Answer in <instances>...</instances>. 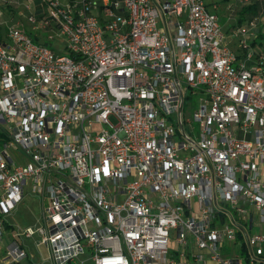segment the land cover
Returning <instances> with one entry per match:
<instances>
[{
  "label": "built area",
  "instance_id": "built-area-1",
  "mask_svg": "<svg viewBox=\"0 0 264 264\" xmlns=\"http://www.w3.org/2000/svg\"><path fill=\"white\" fill-rule=\"evenodd\" d=\"M206 1L0 0V243L29 185L51 264H264V22Z\"/></svg>",
  "mask_w": 264,
  "mask_h": 264
},
{
  "label": "rangeland",
  "instance_id": "rangeland-1",
  "mask_svg": "<svg viewBox=\"0 0 264 264\" xmlns=\"http://www.w3.org/2000/svg\"><path fill=\"white\" fill-rule=\"evenodd\" d=\"M216 2H220L224 4L225 6L233 5L235 0H216ZM207 3V2H206ZM0 10L3 12V15L0 17V36L4 35L6 29L8 27H11L15 25L18 18L15 16V18L10 15V12H7L3 7L0 5ZM239 13L237 11L231 13V16H229V23L232 25L231 28L235 25L234 19H238ZM21 20V19H20ZM238 21V20H237ZM227 27L223 29L222 27V33L223 35H226L227 42H229V35L226 34ZM253 38H250L248 40L249 44L253 42ZM235 43V42H234ZM229 44V43H228ZM262 47H264V42H261ZM258 48V44L255 47ZM57 52L66 55L65 51L62 48H58ZM200 98L201 96L197 95L193 97L189 103L188 101L185 103L183 108V117L185 120H192V114L196 108L199 107L200 104ZM195 135L198 133V124L192 123ZM29 185L26 186L25 195L22 200V203L19 204L14 211L11 213L10 216L7 217V221L9 224H12L15 227V230H23L28 227H32L33 229L39 227L41 223L39 222L40 218V208H39V198L31 193L28 189ZM40 235L36 234L34 238L32 239H25L24 237L16 238V241L19 244H23L26 251L30 252L34 255L36 261L40 264H48V262L44 259L47 256V249L43 245L36 246L35 240H39ZM172 247V244L170 245V248ZM49 251V250H48ZM88 255L85 254L83 256H80L78 260L74 264H81L83 261V264H93L91 261L87 260Z\"/></svg>",
  "mask_w": 264,
  "mask_h": 264
},
{
  "label": "trees",
  "instance_id": "trees-1",
  "mask_svg": "<svg viewBox=\"0 0 264 264\" xmlns=\"http://www.w3.org/2000/svg\"><path fill=\"white\" fill-rule=\"evenodd\" d=\"M227 1V0H225ZM237 11L239 13L238 23H242L245 20H250L253 17H259L262 22H264V0H250L247 5L237 7L233 12ZM232 12V13H233ZM253 42L250 43V47L253 50L255 58H258L259 55H264V47H262L261 42H264V29H258L253 37ZM230 49L237 55L238 58L242 57V50L238 48L237 44L234 43ZM258 44V48L255 47Z\"/></svg>",
  "mask_w": 264,
  "mask_h": 264
},
{
  "label": "crops",
  "instance_id": "crops-1",
  "mask_svg": "<svg viewBox=\"0 0 264 264\" xmlns=\"http://www.w3.org/2000/svg\"><path fill=\"white\" fill-rule=\"evenodd\" d=\"M206 2L209 5L211 2H216V0H207ZM220 5H221L220 9L218 10V15H219V18H220V24L223 27V29H225V27H227L226 34L229 35L231 33V30H232V28H231L232 25L229 23L230 13L225 9L224 4L220 3ZM228 41H229L228 42L229 46H231V47L233 45L235 46L234 41H232L230 39ZM39 208H40V206H39ZM39 214H41V210H40ZM7 217L5 218L6 219V223H7V234L3 238V241L0 243V264H6L5 249H6L8 244L12 243L13 241H16V238H13L15 233L17 231H22V230H19V229L15 230V227L12 224H9V222L7 221ZM39 222L41 223V215H40V218H39ZM37 241L38 240H35V245H36ZM20 245L26 251V249L23 246V244H20ZM46 252H48V253H47V256L44 259L48 262V264H51L50 259H49V256H50L49 251L47 250ZM26 253L28 254V259L24 260L20 264H40V263H38V261L34 260L35 257L31 253V251L30 252L26 251ZM86 259L89 260L88 258H86Z\"/></svg>",
  "mask_w": 264,
  "mask_h": 264
}]
</instances>
